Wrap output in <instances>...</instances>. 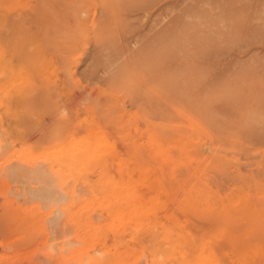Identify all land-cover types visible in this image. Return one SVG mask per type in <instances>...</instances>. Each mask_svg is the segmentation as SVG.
<instances>
[{
	"label": "rangeland",
	"instance_id": "rangeland-1",
	"mask_svg": "<svg viewBox=\"0 0 264 264\" xmlns=\"http://www.w3.org/2000/svg\"><path fill=\"white\" fill-rule=\"evenodd\" d=\"M200 1L142 0L139 6L118 12L116 19L121 17L118 20L114 21L115 18L110 17L108 34L115 35L110 37L111 39H117L118 36V42L112 39L113 42L105 44L106 47L109 45L105 52H109L112 45L118 43L115 45L119 53L116 58H121L123 62L121 61L120 66V59L117 61L115 58L114 61L117 62L113 61L112 66L107 68L95 66L96 59L93 55L97 46L92 36L93 28L88 25L90 34L85 33L83 28V23L89 21L94 13L95 20L99 22L101 19L99 3L87 9L81 0H0V264H145L146 250L152 246L157 221L164 223V226L167 224L166 227L173 229L176 236L179 233L177 237L181 247L179 251H182L183 247L185 253L188 251V255H192L194 243L205 240L207 244L209 241L210 246L213 245L211 249L215 254L219 252L216 257L220 262L223 261L222 264L224 262L225 264H264V128H262L264 127V0H239L240 2L221 0L222 7L219 6L221 3L218 0H212L213 3L211 0L210 2L205 0L207 3ZM214 7L215 14L212 10ZM229 7L231 9H228ZM221 9L226 10L227 14ZM218 11L219 13H216ZM235 11L238 13L237 16L234 15ZM119 13L121 16H118ZM127 13H132L129 14L132 17ZM203 14L210 19H206ZM217 14L218 18H221H215ZM175 16H178L177 22L183 23L188 20L189 22L185 21L184 24H189V27L192 25L196 27L195 29L200 25V21L208 20L211 25L216 26L215 32L219 31V33L210 35V45L206 46L208 47L206 50L203 49L205 50L203 54L201 48H198L199 43L188 45L192 52L190 48L187 49L195 60L190 56V52L186 51V47L182 51L185 57L182 56L180 61L178 58L182 53L173 60L166 59L169 61L167 64L171 65L162 66L164 72L157 66L159 60L157 55L148 54V57H145L143 53L148 51H140L142 54L138 51L139 54L137 49L142 50L144 41L152 39L154 33L162 29V26L165 28L171 25ZM199 16H203L202 18L206 20H199ZM193 17H196L195 20ZM231 18L235 19L234 22L238 21L236 24L239 25L233 24ZM197 19L198 23H196ZM174 20L176 21V17ZM190 21L193 23L191 24ZM122 22L126 23L124 27L121 25ZM114 26L120 27L116 29ZM229 26L230 31L227 29ZM224 29L228 30L225 36H223ZM135 31L140 32L139 36ZM141 31L148 35L147 39H142L144 36ZM231 31L238 32L240 36L236 32L230 34ZM121 50L124 56H121ZM124 50L131 52L128 51L129 56ZM132 50L137 53L135 59ZM186 54L190 58H186ZM127 58L128 62H125ZM125 64H130V69L127 66V70L130 71L126 70L121 75L120 68L117 67ZM68 67L73 72L72 76L67 71ZM114 67L117 68L116 71ZM105 68L109 70L108 73ZM140 68H143L142 71ZM93 69L96 70L95 75L89 77L85 74ZM227 71L231 73L228 74ZM101 72L108 74V77L110 74L118 76V81L123 82L120 84L123 87L113 89L116 92L115 96L120 94L117 101L110 97L111 86L110 88L108 86V77ZM183 72L187 74L184 76ZM133 73L136 77H132ZM227 75L232 76L228 78ZM96 76L98 77L95 79ZM176 76L178 77L174 78ZM219 76L223 79L226 77V81L223 79L221 81ZM136 78L141 83L137 82ZM170 78L172 80H168ZM197 79L199 81H196ZM173 80H176V87L173 86L175 84ZM183 82L187 84L185 88ZM129 84L131 89L127 87ZM90 85L92 88L88 90ZM232 85L236 87L235 90ZM224 86L228 89L225 87V90ZM148 87L153 91L148 90ZM170 87L177 88L178 94ZM230 88H233L232 92ZM118 90L120 93H117ZM170 91L171 93H168ZM236 95L238 97L235 99L233 96ZM239 95L244 99L243 101ZM151 96L154 98H149ZM213 96L218 97L213 98ZM250 108L253 113L250 112ZM161 115L174 123H181L175 124L179 144L173 145L169 151L171 155H175L172 157L176 164L164 160L158 150L156 136H152L149 132L150 130L155 132L153 126L161 119ZM171 115L173 118L170 117ZM223 117L227 121L223 120ZM247 117L249 119L252 117L254 120L257 117L256 120L258 118L259 120L251 121L247 120ZM196 125H199L204 132L201 133V129L196 128ZM179 126L183 129L179 130ZM191 128L195 132H190ZM217 128H221V131ZM258 128L260 132L257 131ZM184 130L189 133L186 134ZM147 132L149 135L146 134ZM214 133L215 138L210 140ZM216 134L221 137H217ZM231 140L236 141L233 142L236 159L240 157L239 160L243 162L240 161V164L239 161L232 164L230 162L225 166L216 160L215 154L218 151H214L213 147L217 144L232 149L229 146ZM248 150L250 151L247 152ZM249 159L251 161H248ZM209 161L212 164H209ZM252 161L255 163L257 161V165ZM203 165L211 169L207 168L208 171ZM199 175L203 178L201 180L207 181L200 182ZM167 178L177 186L181 184L177 192L168 195L160 193L157 183L159 180L167 181ZM213 180L220 184L215 183L216 187ZM196 182H199V185ZM203 182L211 185L217 193L221 192L220 194L224 193V196L227 194L232 197L227 198L226 201L223 196V199L212 200L210 204H206L204 200H200L201 198L196 201L185 197L184 193L189 187L197 189ZM237 182L240 184L237 185ZM217 188L219 190H216ZM222 189L225 192H222ZM237 189L238 192H235ZM246 193L248 196L245 195ZM223 209H226V212H222ZM162 217L163 219L167 217V222L166 219L164 220L166 224ZM179 223L180 226L177 227ZM187 236L190 237L189 242L186 241ZM192 238L195 242L191 244ZM209 238H214L215 241ZM219 244H222L221 248ZM215 246L219 248L216 249ZM181 256L182 252L181 254L179 252L178 257Z\"/></svg>",
	"mask_w": 264,
	"mask_h": 264
},
{
	"label": "bare ground",
	"instance_id": "bare-ground-1",
	"mask_svg": "<svg viewBox=\"0 0 264 264\" xmlns=\"http://www.w3.org/2000/svg\"><path fill=\"white\" fill-rule=\"evenodd\" d=\"M145 1V0H144ZM205 3H207L205 0H203ZM202 0L200 1V3H202L203 2ZM209 2H210V0H208ZM212 1V0H211ZM214 1V0H213ZM213 1H212V3H213ZM225 1V0H224ZM239 1V0H238ZM140 2L142 3V0H81V3H83V5L85 6V7H87V9H91L92 8V6H96V4L97 3H99V5H100V9H101V14H99L100 15V17L99 18H101L100 20H99V22H98V20H95V13L92 15V17H91V19H89V21H85L84 23H83V28H84V31H85V33H88V34H90V32H88V25H91L92 26V32H93V34H92V36H93V39L96 41V49H95V52H94V55H93V57L96 59V62H95V66L96 67H100V66H105V67H107V68H110L111 66H112V64H113V61L115 60V58L117 57V55H119V53H118V51H117V49H116V44H118V43H116V44H113L112 45V48H110L109 50V52H105L106 51V48L107 47H109V45L106 47V45L105 44H110V42L112 41V39H114V38H110V37H114V36H110V34H108V32H109V28H107V26H108V20L110 19V17H113V18H115L114 19V21L115 20H118L119 18H121V17H119V18H117L116 19V14L118 13V12H120L122 9L123 10H125V9H130V8H132V7H137V6H139L138 4H140ZM155 2V1H154ZM203 2V3H204ZM218 2H220L221 3V0H218ZM228 2V1H227ZM236 2H237V0H236ZM240 2V1H239ZM219 3V4H220ZM229 3V2H228ZM145 4V3H144ZM149 4V3H148ZM152 4H153V2H152ZM211 4V3H210ZM216 4V3H215ZM215 4H214V6H215ZM218 4V5H219ZM223 3H221V5H219V6H223L222 5ZM99 5H98V8H99ZM196 5V4H195ZM194 5V6H195ZM205 5V4H204ZM238 5V4H237ZM148 6V5H147ZM150 6V5H149ZM155 6V5H154ZM201 6L202 5H200V8H201ZM211 6V5H210ZM209 6V7H210ZM216 6H217V4H216ZM215 6V7H216ZM141 7H143V5L141 6ZM215 7L214 8H212V10L214 11L213 13L215 14ZM239 7V6H238ZM148 8V7H147ZM151 8H153V7H151ZM202 8H204V7H202ZM219 7L217 6V9H218ZM140 9V8H139ZM146 9V8H145ZM144 9V10H145ZM208 9V8H207ZM228 9H231L230 7L228 8ZM122 10V11H123ZM141 10V9H140ZM143 10V11H144ZM183 10V9H182ZM202 10H204V9H202ZM205 10H206V8H205ZM219 10H220V8H219ZM222 10V9H221ZM236 11H238V9H235ZM211 11V10H210ZM222 11H224V10H222ZM229 11V13L230 14H232L231 12H230V10H228ZM233 11H234V8H233ZM235 11V13L236 14H234L235 16H237V12ZM124 12V11H123ZM137 12V11H136ZM181 12L182 11H180V14H181ZM199 12H200V10H199ZM203 12V11H202ZM225 13L224 14H227L226 12V10L224 11ZM126 13V12H125ZM125 13L123 14V15H125ZM208 13V12H207ZM212 13V12H211ZM216 13H219V11L218 12H216ZM221 13H223V12H221ZM220 13V14H221ZM120 14V13H119ZM128 14V13H127ZM129 14H132V13H129ZM128 14V15H129ZM137 14L139 15V13L137 12ZM195 14V13H194ZM214 14H211V16L213 15L214 16ZM208 15H209V13H208ZM229 15V14H228ZM234 15H232L233 17H234ZM118 16H121V14L120 15H118ZM117 16V17H118ZM130 17H132L131 15H129ZM184 16V15H183ZM185 16H186V14H185ZM190 16H192V14L190 15ZM193 16H196V15H193ZM203 16H204V14H203ZM202 16V17H203ZM217 16V17H216ZM135 17H136V15H135ZM176 17V21L174 20V18ZM174 18H173V23L171 24V25H169V26H167V27H165V28H163V26L161 27L162 29H160L159 31H158V29L156 30V31H158L156 34L154 33V37L153 36H151L150 35V37H153L152 39L150 38L149 40H146V42L144 41V45L142 46V50H138L137 49V52L139 51H148V53L147 52H144L143 53V55L145 56V57H148V54L149 55H157L159 58V60L157 61V66H159V68L161 67V69L162 70H164L163 68H162V66H165V67H167L166 65H168L167 64V62H169V61H166V59H170V60H173L174 58H176L177 57V55H179L180 53H182V55L180 54V57L178 58V60L179 59H182V56H184V54H183V49L186 47V49L188 48V45H192L193 43H199V44H197V45H200V47L198 46V48H201V54H203V52L208 48H206V46H208V45H210V42H211V38H210V35H216L217 33H219V31L216 33L215 32V28H216V26L213 24V25H211L212 23L211 22H208V20H206L208 17H206V16H204V17H206V19H204V18H202V17H200V18H198L199 20H206V21H204V22H199V24L200 25H198V28L197 29H195L194 27H192V25H190L191 27H189V24H187V25H185L184 23H185V21H188V20H185L183 23L182 22H177L178 20H177V18H178V16H175ZM231 17V16H230ZM232 17V18H233ZM98 18V19H99ZM122 18H123V16H122ZM127 18V17H126ZM180 18V17H179ZM196 18V17H195ZM195 18L193 17V19L195 20ZM202 18V19H201ZM215 18H217V19H219V18H221V17H219L218 18V14L217 15H215ZM223 18V17H222ZM232 18H231V20H232ZM97 19V18H96ZM183 19V18H182ZM184 19H185V17H184ZM183 19V20H184ZM198 19H197V22L196 23H198ZM208 19H210V18H208ZM121 20V19H120ZM123 20H124V18H123ZM155 20V19H154ZM191 20V19H190ZM213 20V19H212ZM233 20H235V19H233ZM231 21V22H234V21ZM95 21L97 22V23H95ZM122 21V20H121ZM120 21V22H121ZM126 21H128L127 19H126ZM219 22V20H216V22ZM111 22H113V20L111 21ZM117 22V21H116ZM120 22H117V23H120ZM189 22V21H188ZM206 22H208V23H206ZM88 23H90V24H88ZM190 23H191V21H190ZM192 23H193V21H192ZM191 23V24H192ZM210 23V24H209ZM220 23V22H219ZM236 23H238V21L237 22H234L233 24H236ZM124 24H126V23H124ZM123 24V22L121 23V25L123 26L124 25ZM221 24V23H220ZM120 25V24H119ZM128 25H129V23H128ZM160 25V24H159ZM168 25V24H167ZM194 25V24H193ZM225 25H227V24H225ZM236 25H239V24H236ZM228 26V25H227ZM114 27H116V29H118L119 27L118 26H114ZM118 27V28H117ZM124 27V26H123ZM127 27V26H126ZM187 27V28H186ZM217 27H218V25H217ZM235 27H238V26H235ZM131 28V27H130ZM189 28H194V29H192L194 32H191L192 30H189ZM221 28V27H220ZM128 29V28H127ZM221 29H223V28H221ZM227 29H229V31H230V26H229V28H227ZM237 29V28H236ZM111 31H112V29H110ZM218 30V29H217ZM118 31V30H117ZM117 31H115V32H117ZM221 31V30H220ZM223 31V30H222ZM224 31H225V34L223 35V36H225L227 33H226V31H228V30H225L224 29ZM136 33H138L137 31H135ZM152 32V31H151ZM150 32V33H151ZM191 32V33H190ZM234 32V31H233ZM232 31L230 32V34L231 33H233ZM236 32V31H235ZM234 32V33H235ZM114 33V32H113ZM118 33H119V31H118ZM150 33H148V34H150ZM222 33V32H221ZM116 34V33H115ZM139 34H140V32L138 33V36H139ZM141 34L144 36H142L143 38L142 39H147L146 37L148 36H146L145 34H143V32L141 31ZM236 34L238 35L239 33L238 32H236ZM106 35H108V36H106ZM211 36V37H212ZM222 36V37H223ZM238 36H240V35H238ZM237 36V37H238ZM192 37H194V39H192ZM140 38V37H139ZM225 38V37H224ZM232 38V37H231ZM236 38V37H235ZM235 38H233V39H235ZM240 38V37H239ZM72 39V38H71ZM70 39V40H71ZM73 39H74V37H73ZM73 39L71 40L72 42H73ZM117 39H118V36H117ZM117 39H114L115 41L117 40ZM141 39V40H142ZM230 39V38H229ZM238 39V38H237ZM115 41H114V43H115ZM140 41V40H139ZM75 42V41H74ZM107 42V43H106ZM113 42V41H112ZM117 42H118V40H117ZM237 42H238V40H237ZM196 45V44H195ZM194 45V46H195ZM139 46H140V44H139ZM193 46V47H194ZM192 47V46H191ZM192 47V49H194ZM190 48V47H189ZM188 48V49H189ZM195 48H196V46H195ZM205 48V50H203ZM119 49H120V47H119ZM121 49H122V47H121ZM124 49V48H123ZM130 49V48H129ZM141 49V48H140ZM185 49V50H186ZM188 49L186 50V51H188ZM197 49V48H196ZM107 50H108V48H107ZM133 50H134V48H133ZM132 50V52L134 53V51ZM136 50V49H135ZM190 50H191V48H190ZM195 50V49H194ZM198 50V49H197ZM197 50H195V51H197ZM203 50V51H202ZM125 51V50H124ZM129 51V50H128ZM128 51H125V52H127L128 54H126V55H128L129 56V52ZM185 51V52H186ZM120 52V51H119ZM136 52V51H135ZM138 52V53H139ZM188 52H190V51H188ZM188 52H186V53H188ZM191 52H192V50H191ZM191 52H190V56L192 55L191 54ZM197 52H199V50L197 51ZM118 53V54H117ZM122 55L121 56H124L123 55V53H122V50H121V52H120ZM131 53V52H130ZM141 53V52H140ZM139 53V54H140ZM207 53H209V50L206 52V56H207ZM211 53V52H210ZM137 54V53H136ZM135 53H134V59L136 58L135 57V55H136ZM142 54V53H141ZM189 54V53H188ZM196 55H198V53H196ZM200 55V54H199ZM205 55H203L204 57H205ZM190 56L189 55H187L186 54V58L188 57V58H190ZM212 56V55H211ZM142 57V56H141ZM185 57V56H184ZM192 57V56H191ZM198 57V56H197ZM203 57V58H204ZM208 57H210V56H208ZM132 58V57H131ZM143 58V57H142ZM194 57H192V59H193ZM206 58V57H205ZM211 58V57H210ZM239 58V57H238ZM237 58V59H238ZM117 59V58H116ZM118 59H120V62H119V65H120V63H121V58H118ZM118 59H117V61H118ZM123 59H125V58H123ZM148 59V58H147ZM151 59H152V57H151ZM127 60V61H126ZM125 60V62H128V58ZM132 60V59H131ZM139 60H140V58H139ZM155 60V59H154ZM193 60H195V59H193ZM191 61V62H193L194 63V61ZM117 61H114L115 63L117 62ZM180 61V60H179ZM220 61V60H219ZM233 61V60H232ZM232 61H231V63H232ZM237 61V60H236ZM123 62V61H122ZM129 62H131V61H129ZM139 62V61H138ZM138 62H136L137 63V65H139L138 64ZM143 62V61H142ZM141 62V64H143ZM148 62H150V61H148ZM147 62V63H148ZM184 62V61H183ZM197 62V61H196ZM238 62V61H237ZM239 62H240V60H239ZM238 62V63H239ZM140 63V62H139ZM153 63V62H152ZM152 63H148V64H152ZM171 63H173V62H171ZM174 63H175V61H174ZM182 63V62H181ZM189 63V62H188ZM192 63V64H193ZM221 63V62H220ZM219 63V64H220ZM231 63H230V65H231ZM235 62L233 61V63L232 64H234ZM191 64V63H190ZM205 64V63H204ZM218 64V65H219ZM243 63H241V65H242ZM122 65V64H121ZM120 65V66H121ZM123 65H124V63H123ZM130 65V64H129ZM128 64H125V66H122V67H117V68H120V72L119 73H121V75H122V73H125V71L127 70V66H129ZM169 65H171V64H169ZM174 65V64H173ZM194 65V64H193ZM192 65V66H193ZM229 65V66H230ZM238 65V64H237ZM115 66V65H114ZM135 66V65H134ZM151 66V65H150ZM184 66V65H183ZM183 66H182V68H183ZM203 66V65H202ZM238 66H240V65H238ZM95 67V68H96ZM138 67V66H137ZM141 67V66H140ZM179 67V66H178ZM226 67V66H225ZM103 67H101V69H102ZM107 68H105V70L107 71ZM115 68V67H114ZM117 68H115V70L114 71H116V69ZM136 68V67H135ZM145 68V67H144ZM159 68L157 67V69H158V71H159ZM168 68H170V67H168ZM180 68V67H179ZM181 68V69H182ZM197 68V67H196ZM203 68V67H202ZM238 68V67H237ZM97 69V68H96ZM100 69V70H101ZM129 69H130V66H129ZM141 69V71H142V69L143 68H140ZM174 69V68H173ZM176 69V68H175ZM174 69V70H175ZM188 69V68H187ZM189 69H190V67H189ZM200 69H201V67H200ZM204 69V68H203ZM203 69L201 70V72L203 71ZM235 69V68H234ZM178 70V69H177ZM185 70H186V68H185ZM194 70V69H193ZM67 71H68V73L70 72V75H71V73H73L72 71H71V68L70 67H68L67 68ZM102 71V70H101ZM109 71V70H108ZM108 71H107V73H108ZM128 71V70H127ZM130 71V70H129ZM128 71V72H129ZM136 71V70H135ZM140 71V72H141ZM157 71V70H156ZM168 71H169V69H168ZM196 71H198V70H196ZM223 71V70H222ZM225 71V70H224ZM230 71V70H229ZM229 71H227V73L229 72ZM94 72H96V70L94 71V69L93 70H90V71H88V72H85V74H88L89 75V77H90V75L92 76L93 74H94ZM153 72V71H152ZM160 72V71H159ZM163 72V71H162ZM164 72H165V70H164ZM186 72V71H185ZM190 72V71H189ZM199 72V71H198ZM200 72V73H201ZM204 72H205V70H204ZM239 72V71H238ZM242 72V71H241ZM98 73V72H97ZM100 73V72H99ZM102 73V72H101ZM105 73V72H104ZM131 73V72H130ZM156 73V72H155ZM167 73V72H166ZM191 73V72H190ZM193 73H195V72H193ZM192 73V74H193ZM203 73V72H202ZM225 73V72H224ZM223 73V74H224ZM231 72H229L228 74H230ZM234 73H236V72H234ZM240 73V72H239ZM239 73H236V75L237 74H239ZM103 74V73H102ZM128 74V73H127ZM134 74L135 73H133V76L132 77H136V76H134ZM159 74V73H158ZM175 74H177V73H175ZM185 74H187V73H185ZM185 74H184V72H183V75L185 76ZM206 74V73H205ZM223 74L221 75V76H223ZM75 75H76V73H75ZM95 75V74H94ZM97 75V74H96ZM104 76L106 75H108V74H103ZM117 75H119L118 74V71H117ZM132 75V74H131ZM168 75V74H167ZM171 75V74H170ZM174 75V73L172 74V76ZM178 75V74H177ZM233 75H235V74H233ZM240 75V74H239ZM243 75V74H242ZM242 75H241V77H242ZM72 76V75H71ZM99 77H100V74L98 75ZM98 76H96L95 77V79L98 77ZM105 76V77H106ZM138 76H139V74H138ZM137 76V77H138ZM166 76V75H165ZM228 76V75H227ZM232 76V75H231ZM230 75L228 76V78L229 77H231ZM88 77V76H87ZM88 77V78H89ZM108 77V76H107ZM121 77V76H120ZM127 77V76H126ZM157 77V76H156ZM178 76H176V77H174V78H177ZM197 77V76H196ZM198 77H200V76H198ZM220 77V76H219ZM219 77H217V78H219ZM239 77V76H238ZM130 78H131V76H130ZM141 78V77H140ZM151 78V77H150ZM163 78H165V77H163ZM162 78V79H163ZM172 78V77H171ZM168 79V80H172V79H174V78H172V79ZM194 78V77H193ZM226 78V77H225ZM225 78L223 79V77H220V80L221 79H223V81H226L225 80ZM240 78V77H239ZM93 79H94V77H93ZM102 79V78H101ZM125 79V78H124ZM184 79H186V78H184ZM206 79V78H205ZM236 80H237V78H235ZM235 79H233V80H235ZM100 80V79H99ZM108 80H109V88H110V86H111V92L109 93L110 94V97L112 98V99H115V101H117V98H118V96H120V94L116 97L115 96V91H113V89H115L116 88V90H117V88H119V86H122L123 87V85H120V84H123V82L120 80V81H118V76H115V75H113V74H110L109 75V77H108ZM137 82H140L141 83V81H138V78H136L135 79ZM146 80V79H145ZM154 80V79H153ZM164 80V79H163ZM167 80V79H166ZM178 80V79H177ZM219 80V81H220ZM232 80V79H231ZM232 80V81H233ZM97 81V80H96ZM103 81H105V79L103 80ZM130 81H132V79L130 80ZM165 81V80H164ZM186 81V80H185ZM196 81H199L198 79L196 80ZM196 81H194V82H196ZM205 81V80H204ZM206 81H208L207 79H206ZM212 81V80H211ZM222 81V80H221ZM220 81V82H221ZM230 81V79L228 80V82ZM240 81V80H239ZM242 81H244V80H242ZM153 82V81H152ZM161 82V81H160ZM176 82V80L174 81L173 80V83H175ZM216 82V81H215ZM235 82V81H234ZM250 82V81H249ZM98 83V82H97ZM130 83V82H129ZM131 83H133V82H131ZM143 83V82H142ZM173 83H171V84H173ZM180 80H179V85H180ZM184 83V82H183ZM197 83V82H196ZM203 83H205V82H203ZM214 83V82H213ZM222 84H223V82H221ZM237 83V82H236ZM241 83V82H240ZM256 83V82H255ZM134 84V83H133ZM149 84V83H148ZM171 84H169L170 86H171ZM185 84V83H184ZM183 84V86H184V88L187 86V84H185L184 85ZM219 84V83H218ZM217 84V85H218ZM221 84V85H222ZM235 84V83H234ZM242 84V83H241ZM250 84V83H249ZM261 84V83H260ZM126 85V84H125ZM135 85V84H134ZM142 85H144V83L142 84ZM154 85H155V83H154ZM175 85V87H176V83L175 84H173V86ZM178 85V86H179ZM182 85V84H181ZM220 85V84H219ZM220 85V86H221ZM224 85V84H223ZM225 85H227L226 84V82H225ZM235 85H237V84H235ZM240 85V84H239ZM251 85H252V83H251ZM250 85V86H251ZM255 85V84H254ZM262 85V84H261ZM82 86V85H81ZM92 85H90V87H89V89L88 90H90V88H92L91 87ZM98 86V85H97ZM96 86V87H97ZM130 86H131V84H129V86L127 85V87H129L128 89H131L130 88ZM133 86V85H132ZM141 86V85H140ZM145 86V85H144ZM157 86H158V84H157ZM161 86V85H160ZM164 86H166V85H164ZM172 86V87H173ZM177 86V87H178ZM208 86V85H207ZM212 86H214V85H212ZM229 86V85H228ZM233 86V85H232ZM259 86V85H258ZM263 86V85H262ZM261 86V88H263ZM80 87V86H79ZM98 87H100V86H98ZM107 87V86H106ZM114 87V88H113ZM134 87V86H133ZM132 87V88H133ZM137 87V86H136ZM163 87V86H162ZM167 87V86H166ZM204 87H205V85H204ZM218 87V86H217ZM227 88V86H224L223 88ZM230 87V86H229ZM234 87V86H233ZM102 88V87H101ZM108 88V87H107ZM125 89H126V86L124 87ZM161 88V87H160ZM171 88V87H170ZM211 88V87H210ZM222 88V87H221ZM226 88H225V90H226ZM235 88L236 87H234V89L233 88H230V90L231 89H233V90H235ZM238 88V87H237ZM247 88H249L248 86H247ZM251 88H252V86H251ZM81 89V88H80ZM105 89V88H104ZM103 89V90H104ZM122 89V88H121ZM136 89V88H135ZM142 89V88H141ZM149 89H151V88H149L148 87V90ZM155 89V88H154ZM165 89H167V88H165ZM173 88H171V90H172ZM180 89V88H179ZM207 89H209L208 87H207ZM220 89V88H219ZM228 89V88H227ZM242 89V88H241ZM253 89V88H252ZM94 90V89H93ZM108 90V89H107ZM106 90V91H107ZM120 90V89H119ZM119 90L117 91V93H120L119 92ZM147 90V91H148ZM152 90V89H151ZM150 90V91H151ZM159 90V89H158ZM169 89H167V91H168ZM176 90V93L178 92L177 91V88L176 89H173V91H175ZM181 90H183V89H181ZM211 90H213V89H211ZM218 90V89H217ZM224 90V91H225ZM230 90H228L229 92H230ZM251 90V89H250ZM254 90V89H253ZM87 91V90H86ZM124 91V90H123ZM126 91V90H125ZM142 91V90H141ZM140 91V92H141ZM144 91V90H143ZM153 91V90H152ZM165 91V90H164ZM184 91V90H183ZM209 91V90H208ZM224 91H222L223 93H224ZM237 91V90H236ZM243 91V90H242ZM89 92V91H88ZM87 92V93H88ZM93 93H94V91H92ZM122 92V91H121ZM134 92V91H133ZM132 92V93H133ZM215 92V91H214ZM218 92V91H217ZM226 92V91H225ZM228 92V93H229ZM231 92H232V90H231ZM234 92V91H233ZM245 92V91H244ZM249 92V91H248ZM251 92H252V90H251ZM86 93V94H87ZM123 93V92H122ZM125 93V92H124ZM131 93V94H132ZM143 93H145V92H143ZM147 93H150V92H147ZM154 93H156V92H154ZM154 93H151V94H154ZM168 93H171V91L170 92H168ZM173 93V92H172ZM176 93H174V95H176ZM179 93H181V92H179ZM216 93V92H215ZM215 93H212V94H215ZM222 93V94H223ZM227 93V92H226ZM257 93V92H256ZM258 93H259V91H258ZM90 94V93H89ZM92 94V93H91ZM178 94V93H177ZM186 94V93H185ZM184 94V95H185ZM205 93H203V95H204ZM219 94V93H218ZM222 94H220V95H222ZM236 94H239V93H236ZM240 94H241V92H240ZM244 94V93H243ZM242 94V95H243ZM128 96H129V94H127ZM126 95V96H127ZM148 95V94H147ZM146 95V96H147ZM154 95H156V94H154ZM160 95V94H159ZM170 95V94H169ZM183 95V96H184ZM209 95V94H208ZM231 95H235V94H231ZM109 96V95H108ZM122 96V95H121ZM123 96H125V95H123ZM150 96V95H149ZM186 96V95H185ZM227 96H229V94H227ZM88 97H91V96H88ZM132 97V96H131ZM140 97V96H139ZM138 97V98H139ZM153 96H151V97H149V98H152ZM159 97V96H158ZM171 97V96H170ZM173 97H176V96H173ZM201 97H202V95H201ZM215 96H213V98H214ZM216 97H218V96H216ZM215 97V98H216ZM226 97V96H225ZM230 97H232V96H230ZM234 98L235 97H238V95H236V96H233ZM239 97H241V95H239ZM251 97H253V96H251ZM98 98H99V100H100V97H99V95H98ZM107 98V97H106ZM126 99L127 97H123V99ZM154 98V97H153ZM165 98V97H164ZM183 98V97H182ZM189 98V97H188ZM196 98V97H195ZM213 98H211V99H213ZM220 98V97H219ZM224 98V97H223ZM228 98V97H227ZM233 98V99H234ZM245 98V97H244ZM250 98V97H249ZM89 99V98H88ZM104 99V98H103ZM128 99V98H127ZM142 99V98H141ZM187 99V97L185 98V100ZM198 99V98H197ZM201 99V98H200ZM204 99V98H203ZM207 99H208V97H207ZM207 99H205L206 101H207ZM221 99V98H220ZM236 99V98H235ZM240 99H242V97L240 98ZM261 99H262V97H261ZM260 99V100H261ZM148 100V99H147ZM146 100V101H147ZM165 100H167V99H165ZM176 100V99H175ZM184 100V101H185ZM188 100H190V99H188ZM192 100V99H191ZM213 100H216V99H213ZM244 99H242V101H243ZM115 101H113V102H115ZM122 102H123V100H121ZM149 101V100H148ZM169 101V100H168ZM187 101V100H186ZM194 101V100H193ZM197 101V100H196ZM211 101V100H210ZM220 101V100H219ZM222 101H223V99H222ZM240 101V100H239ZM238 101V102H239ZM121 102V103H122ZM129 102V101H128ZM127 102V103H128ZM142 102V101H141ZM151 102V101H150ZM157 102V101H156ZM161 102V101H160ZM199 102H200V100H199ZM202 102H203V100H202ZM201 102V103H202ZM229 102V101H228ZM237 102V103H238ZM241 102V101H240ZM246 102V101H245ZM126 103V104H127ZM189 103V102H188ZM195 103V102H194ZM209 103V102H208ZM214 103V102H213ZM218 103V102H217ZM225 103V102H224ZM257 103V102H256ZM263 103V102H262ZM193 104V103H192ZM246 104V103H245ZM251 104H253V103H251ZM109 106L111 105V104H108ZM124 105V104H123ZM132 105V104H131ZM138 105V104H137ZM136 105V106H137ZM158 105V104H157ZM165 105V104H164ZM180 105H181V103H180ZM179 105V106H180ZM187 105V104H186ZM216 105H218V104H216ZM250 105V104H249ZM256 105V104H255ZM111 106H113V104L111 105ZM166 106V105H165ZM170 106V105H169ZM195 106V105H194ZM198 106V105H197ZM207 106V105H206ZM211 106V105H210ZM234 106V105H233ZM248 106V105H247ZM251 106V105H250ZM126 107V106H125ZM174 107V106H173ZM187 107V106H186ZM185 107V108H186ZM198 107H200V106H198ZM203 107H204V105H203ZM249 107V106H248ZM255 107V106H254ZM257 107V106H256ZM121 108V107H120ZM122 108H123V106H122ZM138 108V107H137ZM146 108V107H145ZM172 108V107H171ZM183 108V107H182ZM188 108V107H187ZM211 108V107H210ZM215 108V107H214ZM221 108H222V106H221ZM226 108V107H225ZM124 109V108H123ZM175 109V108H174ZM192 109V108H191ZM208 109V108H207ZM252 108H250V110H251ZM137 110V109H136ZM165 110V109H164ZM178 110V109H177ZM209 110H212V109H209ZM214 110V109H213ZM226 110V109H225ZM119 111V110H118ZM146 111V110H145ZM145 111H143V113L145 112ZM172 111H174V110H172ZM217 111V110H216ZM222 111V110H221ZM248 111V110H247ZM140 113H142L141 111H139ZM160 112V111H159ZM180 112V111H179ZM195 113H196V111H194ZM209 112V111H208ZM234 112V111H233ZM250 112H252V110L250 111ZM261 112V111H260ZM171 113V112H170ZM215 113H217V112H215ZM253 113V112H252ZM162 114V113H161ZM180 114H182L183 115V113H180ZM188 114H190V113H188ZM200 114V113H199ZM202 114V113H201ZM213 114V113H212ZM250 114V113H249ZM258 114V113H257ZM144 115V114H143ZM164 115H166V113L164 114ZM173 115V114H172ZM172 115L170 116V117H172ZM195 115V114H194ZM206 115H207V113H206ZM210 115H211V113H210ZM209 115V116H210ZM214 115V114H213ZM253 115H255V114H253ZM260 115V114H259ZM145 116H147V114L145 113ZM154 116H156V115H154ZM160 116V115H159ZM174 116H175V114H174ZM180 116V115H179ZM183 116H185V114L183 115ZM187 116V115H186ZM185 116V117H186ZM192 116H193V114H192ZM256 116V115H255ZM151 117V116H150ZM166 117V116H165ZM165 117H162V115H161V119L156 123V125L155 126H153L154 127V129L153 130H155V132H153L152 130H150V128H149V132H151L152 133V136L153 135H155L156 136V138H157V140H158V143H157V145H158V150L160 151V153L162 154V156L164 157V160L165 161H173L174 163H175V160H173V158L174 157H172V155L170 154V152L169 151H171V149L170 148H172V146L173 145H177V144H179V136H178V132H177V126L175 125L176 123L177 124H179L178 122H176V123H174L173 121H171V119L169 120V119H166ZM169 117V118H170ZM200 117H201V115H200ZM217 117H218V114H217ZM220 117V116H219ZM227 117V116H226ZM225 117V118H226ZM250 117V116H249ZM260 117V116H259ZM153 118V117H152ZM173 118V117H172ZM177 118H179V117H177ZM208 118V117H207ZM206 118V119H207ZM211 118V117H210ZM257 118V117H256ZM256 118H255V120H254V118H248L247 117V120H251L252 121V119H253V121H256L257 122V120H259V118L256 120ZM159 119V118H158ZM180 119V118H179ZM216 119V118H215ZM181 120H182V118H181ZM190 120V119H189ZM207 120H209V119H207ZM207 120H205V121H207ZM223 120H225L224 119V117H223ZM230 120V119H229ZM247 120H245V121H247ZM151 121V120H150ZM149 121V122H150ZM212 121H215V120H212ZM225 121H227V120H225ZM224 121V122H225ZM236 121V120H235ZM234 121V122H235ZM244 121V122H245ZM179 122H180V120H179ZM182 122V121H181ZM195 122H196V120H195ZM200 122V121H199ZM209 122V121H208ZM216 122V121H215ZM240 122V121H239ZM249 122V121H248ZM263 122V121H262ZM155 123V122H154ZM192 123V122H191ZM204 123V122H203ZM233 123V122H232ZM148 124V123H147ZM181 124V123H180ZM179 124V125H180ZM194 124H196V123H194ZM199 124V123H198ZM220 124V123H219ZM225 124V123H224ZM238 124V123H237ZM247 124V123H246ZM251 124V123H250ZM253 124V123H252ZM262 124V123H261ZM191 125V124H190ZM216 125V124H215ZM238 125H240V124H238ZM255 125H256V123H255ZM258 125H260L259 123H258ZM258 125H257V127H258ZM264 125V124H263ZM262 125V126H263ZM182 126V125H181ZM185 126L186 125H184V128H185ZM197 126V125H196ZM230 126H231V124H230ZM244 126V125H243ZM250 126V125H249ZM262 126H259V127H262ZM199 127V125L196 127V128H198ZM203 127V126H202ZM207 127V126H206ZM220 127V126H219ZM252 127H253V125H252ZM188 128H190V127H188ZM200 129H201V133L202 132H204V131H202V128L201 127H199ZM208 128V127H207ZM224 129H225V127H223ZM232 128H233V126H232ZM240 128V127H239ZM242 128V127H241ZM262 128H264V127H262ZM261 128V129H262ZM179 130L180 129H183V127L182 128H180V126H179V128H178ZM187 129V128H186ZM200 129H199V131H200ZM205 129V128H204ZM215 129V128H214ZM218 129V131H221L220 129L221 128H217ZM243 129V128H242ZM259 129L260 128H258V132H260L259 131ZM188 130V129H187ZM196 130V129H195ZM206 130V129H205ZM228 130V129H227ZM244 130V129H243ZM249 130V129H248ZM263 130V129H262ZM146 131H148L147 129H146ZM190 132L191 131H193V129L191 128L190 130H189ZM189 131L187 132V133H189ZM197 131V130H196ZM215 131V130H214ZM264 131V130H263ZM184 132L186 133V131L184 130ZM193 132H195V131H193ZM192 132V133H193ZM198 132V131H197ZM206 132V131H205ZM223 132V131H222ZM228 132V131H227ZM234 132V131H233ZM186 133V134H187ZM219 133V132H218ZM256 133V131L254 132V134ZM146 134H148V132L146 133ZM191 134V133H190ZM190 134H188V135H190ZM212 134V133H211ZM221 134V133H220ZM233 134V133H232ZM149 135V134H148ZM197 135V134H196ZM195 135V136H196ZM202 135V134H201ZM206 135H208V133H206ZM213 135V134H212ZM256 135V134H255ZM216 136L217 137H221V135H219L218 136V134H216ZM229 136V135H228ZM203 137H204V135H203ZM223 137V136H222ZM237 137V136H236ZM192 138V137H191ZM194 138V137H193ZM201 138H202V136H201ZM208 138H209V136H208ZM213 138H215V133H214V136L210 139V140H212ZM232 138V137H231ZM238 138H241L240 136H238ZM182 139V138H181ZM198 139H200V137H199V135H198ZM197 139V140H198ZM205 139H206V137H205ZM218 139V138H217ZM193 140V139H192ZM243 140V139H242ZM183 141V140H182ZM199 141V140H198ZM201 141H202V139H201ZM217 141H219V140H217ZM224 141V140H223ZM228 141H229V139H228ZM236 141H237V139H236ZM236 141H230V145L229 146H231V148L232 149H230V148H228V147H220V146H217V144H216V147L214 146H212L211 144V146L213 147V150L215 151H218V152H216V160H218V161H220L223 165H225V166H227L226 164H228V163H230V164H232V162L234 163V162H236V161H239V164L241 163V162H243V160L241 161V160H239V158H238V160L236 159V157H235V153H234V150H233V147H235V146H233L234 145V143L233 142H235L236 143ZM206 142H208V140H206ZM238 142V141H237ZM243 142V141H242ZM198 143V142H197ZM200 143H202V142H200ZM203 143H205V140L203 141ZM214 143L215 142H213V145H214ZM217 143V142H216ZM219 143V142H218ZM224 143V142H223ZM222 143V144H223ZM231 143H233V144H231ZM248 143V142H247ZM219 144H221V143H219ZM218 144V145H219ZM238 144H239V142H238ZM241 144V143H240ZM252 144V143H251ZM208 145V144H207ZM210 145H209V147H210ZM246 145H248V144H246ZM178 146V145H177ZM201 146V145H200ZM253 146V145H252ZM251 146V147H252ZM203 147V146H202ZM207 147V146H206ZM247 147H249V146H247ZM255 147V146H254ZM253 147V148H254ZM211 148V147H210ZM244 147H242V150H244L243 149ZM257 148V147H256ZM260 148V147H259ZM262 148V147H261ZM260 148V149H261ZM173 149H174V147H173ZM175 149H177L176 147H175ZM209 149V148H208ZM207 149V150H208ZM237 150V149H236ZM235 150V151H236ZM251 150V149H250ZM250 150H248L247 152H249ZM254 150H256L255 148H254ZM175 152H176V150H175ZM175 152H172V153H174L175 154ZM242 152V151H241ZM246 152V153H247ZM258 152H260V150L258 151ZM207 153V152H206ZM239 153V152H238ZM245 153V152H244ZM178 154V153H177ZM176 154V155H177ZM254 154V153H253ZM259 154V153H258ZM182 155V154H181ZM255 155V157H256V154H254ZM173 156H175V155H173ZM179 156V155H178ZM254 157V156H253ZM255 157H254V159H255ZM259 157V156H258ZM257 157V158H258ZM261 157H263V156H261ZM185 158V157H184ZM207 158H208V156H207ZM177 159V158H176ZM254 159H252V160H254ZM263 159V158H262ZM163 160V161H164ZM191 160H193V157H191ZM194 160H196V159H194ZM209 160V159H208ZM208 160H207V162H208ZM256 160V159H255ZM260 160H261V158H260ZM259 160V161H260ZM178 161V160H177ZM181 161H183V160H181ZM210 161H212L211 159H210ZM209 161V162H210ZM241 161V162H240ZM246 161V160H245ZM248 161H251V159H249ZM195 162V161H194ZM203 162V161H202ZM217 162V161H216ZM252 162H254V161H252ZM193 163V162H192ZM198 163V162H197ZM200 163V162H199ZM198 163V164H199ZM250 163V162H249ZM255 163V162H254ZM256 163H257V161H256ZM255 163V164H256ZM261 163H262V161H261ZM264 163V162H263ZM171 164H173V163H171ZM176 164V163H175ZM194 164V163H193ZM205 164H206V162H205ZM209 164H212L211 162L209 163ZM221 164V165H222ZM236 164V163H235ZM243 164V163H242ZM246 164H247V162H246ZM254 164V165H255ZM258 164H259V162H258ZM192 165V164H191ZM214 165V164H213ZM238 165V164H237ZM257 165V164H256ZM260 165H262V164H260ZM204 166V165H203ZM206 166V165H205ZM204 166V168H206ZM217 166V165H216ZM231 166V165H230ZM252 166V165H251ZM219 167H222V166H220L219 165ZM258 167V166H257ZM263 167V166H262ZM203 168V167H202ZM203 168V169H204ZM207 168H208V166H207ZM206 168V169H207ZM210 168V167H209ZM208 168V169H209ZM214 168V167H213ZM207 169V170H208ZM211 169V168H210ZM224 169V168H223ZM228 168H226V170H227ZM166 170V168L164 169V171ZM167 170H169V169H167ZM205 170V169H204ZM207 170H205V171H207ZM225 170V171H226ZM229 170V169H228ZM175 171V170H174ZM209 171V170H208ZM167 172V171H166ZM166 172H165V174L164 175H166ZM169 172H170V170H169ZM173 172V171H172ZM211 172H213V169L211 170ZM204 172H202V174H203ZM206 173V172H205ZM210 173V172H209ZM222 173V172H221ZM173 174V173H172ZM218 174V173H217ZM216 174V175H217ZM225 174V173H224ZM175 175H177V174H175ZM210 175V174H209ZM214 175V174H213ZM169 176V175H168ZM204 176V175H203ZM202 176V177H203ZM207 176V175H206ZM167 177V176H166ZM176 177V176H175ZM199 177H200V180L201 179H203V178H201V176L199 175ZM205 177V176H204ZM211 177V176H210ZM214 177V176H213ZM218 177H219V175H218ZM205 178H207V179H209L208 177H205ZM223 178H224V176H223ZM225 178H227V177H225ZM172 179V178H171ZM177 179V178H176ZM215 179V178H214ZM216 179H217V177H216ZM170 179H168L167 178V181L166 180H159L158 181V187H159V191H160V193L161 194H166V195H168L169 193L171 194V192H177V189L178 188H180L179 186L181 185L180 183V185L179 186H177V184L176 183H173V182H170L169 181ZM196 180V179H195ZM199 180V181H200ZM205 180L206 179H204V180H201L200 182H202V181H204L205 182ZM220 180H221V178H220ZM226 180V179H225ZM207 181V180H206ZM214 181V184L215 183H218V184H220L218 181L216 182L215 180H213ZM240 181V180H239ZM179 182H180V180H179ZM195 182V181H194ZM202 183V185H200V186H198L197 187V189H195L194 187H189L188 188V190H186L185 191V197H188V199L189 198H192V199H194V200H198V199H200V200H204L205 201V203L206 204H210V201H212V200H218V199H223L224 197L226 198V201H227V198H229L230 199V197H232V196H228L227 194L224 196V193H223V195L222 194H220L221 192L220 191H218V192H220V193H217V191H215V189L213 190L212 189V187H211V185L209 186V184L208 183ZM221 182V181H220ZM223 182V181H222ZM197 183V182H196ZM195 183V184H196ZM199 183V182H198ZM197 183V184H198ZM196 184V185H197ZM217 184V185H218ZM222 184V183H221ZM238 184H240L239 182H237V185ZM199 185V184H198ZM213 185V184H212ZM258 185V184H257ZM193 186H195V185H193ZM215 186H216V184H215ZM255 186V185H254ZM259 186V185H258ZM200 187V189H198ZM217 187V186H216ZM215 187V188H216ZM219 187V186H218ZM238 187V186H237ZM219 188H221V187H219ZM216 190H219L218 188L216 189ZM238 190L239 189H237V191L235 190V192H238ZM232 191H234V189L232 190ZM222 192H225L223 189H222ZM253 192L255 193V191L253 190ZM231 193V192H230ZM229 193V194H230ZM239 193H240V191H239ZM238 193V194H239ZM257 193V192H256ZM237 194V195H238ZM221 195H222V197H221ZM245 195H247L248 196V194L246 193ZM244 195V196H245ZM250 195V194H249ZM251 195H253L252 193H251ZM257 195V194H256ZM256 195H255V197H256ZM224 196V197H223ZM240 196V194L238 195V197ZM254 197V196H253ZM241 198H242V196H241ZM243 199V198H242ZM234 200V199H233ZM238 200H240V199H238ZM219 201V200H218ZM235 201H237V200H235ZM193 202H195V201H193ZM232 202V201H231ZM234 202V201H233ZM201 203H203V202H201ZM232 204V203H231ZM235 204V203H234ZM201 205H203V204H201ZM220 205V204H219ZM233 205V204H232ZM204 206H206V205H204ZM210 206V205H209ZM211 206H213V204L211 205ZM215 206H216V204H215ZM236 207H237V205H235ZM181 207H182V205H181ZM184 207V206H183ZM208 206H206V208H207ZM218 207V206H217ZM186 208V207H185ZM200 208H202V207H200ZM204 208V207H203ZM209 208V207H208ZM223 208V207H222ZM225 208V207H224ZM210 209V208H209ZM213 209V208H212ZM218 209V208H217ZM190 210H191V208H190ZM206 210V209H205ZM226 210V209H225ZM224 209L222 210V212H226ZM231 210V209H230ZM229 209H228V211H230ZM173 211H175L174 209H173ZM177 211V210H176ZM195 211V210H194ZM231 211H233V210H231ZM208 212H209V210H208ZM168 212H166V214H167ZM170 213V212H169ZM165 214V213H164ZM166 214H165V216H166ZM168 215V214H167ZM196 215V214H195ZM228 215H229V213H228ZM227 215V216H228ZM171 216V215H170ZM213 216V215H212ZM224 216V215H223ZM230 216V215H229ZM216 217V216H215ZM167 218V217H166ZM165 218V219H166ZM165 219H163V217H162V220L164 221ZM169 219V218H168ZM178 219V218H177ZM206 218H204V220H205ZM214 219V218H213ZM171 220V219H170ZM208 220V219H207ZM209 220H212V219H209ZM218 220V219H217ZM157 221V220H156ZM169 221V220H168ZM165 222V221H164ZM166 222H167V219H166ZM166 222H165V224H166ZM206 222V221H205ZM173 223V222H172ZM224 223H225V221H224ZM164 224V223H163ZM162 223H160L159 221H157V223L155 224V227H156V232L155 233H153V235H154V239H153V242H152V246H151V248L150 249H147L146 250V261L144 262L145 264H222V262H220L219 261V258L218 257H216V255H217V253H219V252H216V254L212 251V247H213V245H209V241H208V244H207V241H203V242H200V243H194L195 242V240H193L194 238H192L191 240L192 241H190V243L191 242H193L194 244H198V245H192V249H193V253L191 252V254L192 255H188L187 254V252L185 253V251L183 250V247H182V251H179L180 250V248L181 247H179V243H178V234H177V236L175 235V233L173 232V229H170V227H166L167 226V224L164 226ZM207 224H208V222H207ZM211 224V223H210ZM180 226V223L179 224H177V227H179ZM174 226V225H173ZM222 226V225H221ZM220 226V227H221ZM172 228H174V227H172ZM223 228V227H222ZM221 228V229H222ZM176 229V228H175ZM178 230H180V229H178ZM208 230V229H207ZM222 230H224V229H222ZM220 231V230H219ZM181 235V234H180ZM183 236V235H182ZM185 236V235H184ZM205 237V236H204ZM206 237H208V236H206ZM182 239H183V237H181ZM187 238H188V236H187ZM185 239V238H184ZM189 239H190V237L186 240V241H188L189 242ZM204 239V238H203ZM210 240L211 239H213L214 240V238H209ZM180 241V240H179ZM215 241V240H214ZM182 243H184V242H182ZM222 243V242H221ZM192 244V243H191ZM216 244V243H215ZM223 244V243H222ZM222 244H219V247L221 248L222 247ZM221 245V246H220ZM215 247H217L216 249H218L219 247L218 246H215ZM214 247V248H215ZM187 249V248H186ZM219 251V250H218ZM220 251H222V249L220 250ZM179 252H180V254H181V252H182V256H181V258H179L178 257V254H179ZM222 253V252H221ZM97 255H100L99 253H97ZM218 256V255H217ZM100 257V256H99ZM224 264H225V262H224Z\"/></svg>",
	"mask_w": 264,
	"mask_h": 264
}]
</instances>
